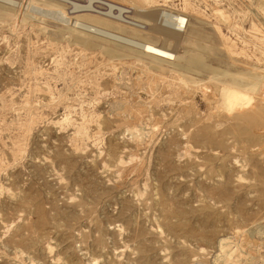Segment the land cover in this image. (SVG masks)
I'll return each mask as SVG.
<instances>
[{"label":"rangeland","instance_id":"obj_1","mask_svg":"<svg viewBox=\"0 0 264 264\" xmlns=\"http://www.w3.org/2000/svg\"><path fill=\"white\" fill-rule=\"evenodd\" d=\"M13 1L0 0V264H264V0ZM109 3L175 36L84 15H117Z\"/></svg>","mask_w":264,"mask_h":264},{"label":"bare ground","instance_id":"obj_2","mask_svg":"<svg viewBox=\"0 0 264 264\" xmlns=\"http://www.w3.org/2000/svg\"><path fill=\"white\" fill-rule=\"evenodd\" d=\"M6 1V0H5ZM7 1H9L10 3L11 2H14L13 0H7ZM16 2V1H15ZM91 2H96V1H91ZM15 4V3H14ZM108 6H109V9L112 11V10H116L117 12H118V14L117 15H113V14H110V13H103L102 11H100L99 9H96V10H94L93 8L92 9H90L91 11H95V12H97L99 15L97 16L96 14V16H93V15H91V13H86V14H84L85 16H87V18L89 17L91 20H89V21H94V22H97L98 24H101L102 26H114V25H116V27L117 26H120V25H122L121 24V22H126L127 24H129V25H131L132 26V28H133V26L134 27H140V28H144L145 29V32H146V34H148V36H152L151 35V33L152 34H154V35H162L163 37H164V39H166V40H169L170 38H173V36H175V32H173L172 30H169V29H167V28H165V27H163L162 25H158V22H155L154 20L155 19H153V21H154V23L152 24L151 23V25H150V27H148V26H143V25H140V24H138L137 22H133V20L132 21H130V19H131V14L133 13V11L132 10H129L128 8H125V7H123V6H118L117 4L115 5V4H111V3H109L108 4ZM90 11V12H91ZM3 12V11H2ZM93 14V13H92ZM153 15V14H152ZM156 15V17H157V14H155ZM150 16V15H149ZM84 17V16H83ZM153 18V17H152ZM151 18V19H152ZM151 19H149V20H151ZM93 23V22H92ZM92 23H90V24H92ZM161 23V22H160ZM82 26H84V25H82ZM86 26V25H85ZM106 27H104V28H106ZM122 27H124V26H122ZM86 28L88 29H92V30H95L94 32H96V31H98L99 33H104V34H107V35H109L110 37H112V38H114V40L116 39H120V40H123L124 42H126L127 43V45H129V46H132V48L134 47V49L136 48V49H140V50H142L143 52H145V53H147V54H149V55H151L152 56V58L154 57V58H156V59H158V60H160V61H167V60H171V59H174L175 58V56H176V54L174 55V53H173V49L171 50V49H169L166 45H157L156 43H154V42H152L150 39H146V40H140L139 38L138 39H136V38H133L134 36H132V37H129V36H123V35H121V34H118V33H114V32H116V31H114V32H111L110 30V32H108V31H106V30H104V29H102V27L101 28H98V27H94V26H86ZM125 29V28H124ZM117 30V29H116ZM118 30H119V28H118ZM129 30V29H128ZM120 31V30H119ZM142 31V30H141ZM123 33H124V31H122ZM137 32V31H136ZM96 34V33H95ZM131 34V33H130ZM136 36V35H135ZM107 37V36H106ZM145 38H146V36H145ZM178 38V40H177V42H179V39H180V36L179 37H177ZM113 40V41H114ZM119 41V40H118ZM117 41V42H118ZM89 42V41H88ZM119 42H122V41H119ZM123 43V42H122ZM108 47V46H107ZM126 47V46H125ZM128 48V47H127ZM107 51H109L110 53H112V51L111 50H107ZM138 51V50H137ZM141 51V53H143ZM128 55V54H127ZM146 55V54H145ZM153 58V59H154ZM178 60V59H177ZM181 60V59H180ZM179 60V61H180ZM204 60V59H203ZM203 60H202V57L201 56H197V55H193V56H191V57H189V58H187V59H185V64H186V66L187 67H190V66H192L191 68H194V69H209V66L206 64V63H204L203 62ZM184 61V60H183ZM181 66V64H176V66ZM179 66V67H180ZM211 69V68H210ZM216 70H218L217 68L215 69V71ZM221 70V69H220ZM214 71V72H215ZM224 73V72H223ZM258 78V81H256V80H254V79H251L250 80V82H249V85H246V87L248 88V89H252V90H254L256 87H257V85H258V83H259V80H261V79H259V77H256V79ZM243 79V78H242ZM246 79V78H245ZM186 81V80H185ZM195 81V80H194ZM225 84V83H224ZM243 85V84H242ZM230 86V85H229ZM233 87H235V86H233ZM244 87V86H243ZM245 88V87H244ZM237 90H238V88H237ZM256 90V89H255ZM243 91V90H242ZM245 91V90H244ZM247 91V90H246ZM255 92V91H254ZM243 105H244V103H243ZM242 106V105H241ZM237 107H239V106H237ZM236 107V108H237ZM235 108V107H234ZM215 128V127H214ZM200 130V129H199ZM199 130H197V131H199ZM213 130V129H212ZM236 132V131H235ZM188 134V133H187ZM223 134V133H222ZM200 136V135H199ZM195 137V136H194ZM196 138V137H195ZM205 139V138H204ZM206 140V139H205ZM207 141V140H206ZM205 141V142H206ZM218 142V141H217ZM221 142V141H220ZM217 144V143H216ZM222 145V144H221ZM166 198V197H165ZM162 199V198H161ZM29 200V199H28ZM164 201V200H163ZM166 201V200H165ZM26 202V201H25ZM24 202V203H25ZM28 202V201H27ZM161 202V201H160ZM164 204V203H163ZM160 205V204H159ZM172 205V204H171ZM175 205V204H174ZM177 205V204H176ZM180 205V204H179ZM162 207V206H161ZM167 207H168V205H167ZM178 208V207H177ZM180 208V207H179ZM163 209H165V208H163ZM181 209V208H180ZM162 210V209H161ZM167 210V209H166ZM39 212V211H38ZM172 212V211H171ZM183 212V211H182ZM165 213V212H164ZM168 213V212H167ZM173 214V213H172ZM165 215L166 214H164V217H165ZM180 215V214H179ZM178 215V216H179ZM177 216V217H178ZM41 217V216H40ZM169 217H172V216H169ZM175 217V216H174ZM181 217V216H180ZM206 217V216H205ZM207 218H209L208 216H207ZM46 219V218H45ZM203 219H205L204 217H203ZM217 219V218H216ZM48 220V219H47ZM167 220V219H166ZM210 220V219H209ZM207 221V220H206ZM212 222H214V221H212ZM172 223V222H171ZM204 223H206V222H204ZM181 224V223H180ZM207 224V223H206ZM175 225V224H174ZM174 225H173V227H174ZM204 226V225H203ZM202 226V227H203ZM178 227V226H177ZM176 227V228H177ZM195 228V227H194ZM192 230H194V229H191V233H193V231ZM195 230H197V229H195ZM200 230H201V228H200ZM171 231H175V230H171ZM177 231V230H176ZM175 231V232H176ZM174 232V233H175ZM177 232H179V231H177ZM190 232V231H189ZM195 233H196V231H194ZM200 232V231H199ZM190 233V235H192ZM176 235V234H175ZM193 235H194V233H193ZM197 235V234H196ZM188 236V235H187ZM248 236V235H247ZM198 237V236H197ZM209 237V236H208ZM237 237V236H236ZM201 238H202V236H201ZM237 239V238H236ZM242 239V238H241ZM211 240V239H210ZM226 239H223L222 241H221V243H220V247L221 246H223L225 243H226V241H225ZM143 243V242H142ZM219 245V244H218ZM221 249L223 250V248L221 247ZM221 249H220V252H221ZM139 250V249H138ZM143 250V249H142ZM140 251V250H139ZM229 254V252H224V258H225V260H227V258H228V256L226 257V255H228ZM221 255V254H220ZM220 255H218V256H220ZM143 257V256H142ZM148 257V256H147ZM214 258V257H213ZM151 261V260H150ZM153 262V261H152ZM151 262V263H152ZM144 264H145V262H143ZM230 263V262H229Z\"/></svg>","mask_w":264,"mask_h":264}]
</instances>
